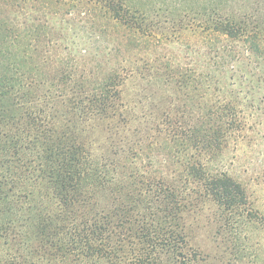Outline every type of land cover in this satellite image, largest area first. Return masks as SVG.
<instances>
[{
  "label": "trees",
  "instance_id": "16d2710c",
  "mask_svg": "<svg viewBox=\"0 0 264 264\" xmlns=\"http://www.w3.org/2000/svg\"><path fill=\"white\" fill-rule=\"evenodd\" d=\"M38 1L31 0L34 4ZM80 2L99 8L104 26L121 31L127 47L134 46L137 34L148 35L149 15L159 9L134 0ZM19 3L0 0V217L14 216L37 229V241L55 248V264H179L175 257L161 259L143 246L122 245L120 234L113 229L126 226L144 237L150 236L153 222L174 229L185 195L179 181L197 180L203 190L200 197L204 195L215 204L218 229L229 238L217 244L220 264H250L253 259L244 254V244L238 241L241 229L236 228L255 220L264 225V214L254 213L239 180L210 163L222 150L227 132L239 123L235 103L226 99L199 101L192 106L196 123L183 127L182 122L171 119L169 123L174 125L165 138L154 124L152 129L161 136L153 134L148 144L162 142L170 154L180 153L182 158L176 159V178L162 174L167 180L157 181L151 189V183L144 180L145 166H151L135 161L142 154L140 144L134 148L138 144L133 147L136 143L120 128L130 110L120 95L118 66L95 79L81 57L40 54L42 40L48 37L50 41L54 30L35 17L25 21ZM47 3L56 7L61 2ZM211 11V20L205 18L201 24L205 32L232 37L248 31L247 14ZM254 18L264 21L261 15ZM171 117L166 114L167 119ZM99 139L108 141L112 152L119 155L118 161L97 151ZM81 189L96 194L107 191L123 203L122 213L118 215L120 208L115 204L114 214L91 215L86 204H81ZM120 216L123 225L116 219ZM65 255L72 257L70 263L63 261ZM0 264L18 263L10 250L2 249ZM25 264L42 263L32 259Z\"/></svg>",
  "mask_w": 264,
  "mask_h": 264
},
{
  "label": "rangeland",
  "instance_id": "374dc122",
  "mask_svg": "<svg viewBox=\"0 0 264 264\" xmlns=\"http://www.w3.org/2000/svg\"><path fill=\"white\" fill-rule=\"evenodd\" d=\"M45 1L50 2L39 0L34 4L31 0H19V10L23 8L20 15L23 14L25 21L35 17L40 24L54 30L51 42L48 37L42 40L40 54L81 57L83 66L93 71L95 79L101 78L108 69L117 70L118 66L122 77L120 95L130 110L125 125L120 128L136 143L133 147L138 144L134 148L138 149L140 144L142 154L135 161L138 165L151 166H145L147 174L144 175L151 189L159 180L175 179L179 169L176 159L182 158L180 153L170 154L162 142L148 144L153 134L158 135L152 129L154 124L165 138L174 125L169 123L171 119L182 122L183 127L196 123L192 106L197 102L226 99L239 109V123L227 132L222 150L210 163L212 168L226 171L239 180L247 191L254 213L264 214V21L254 18L264 16V0H134L159 9L149 15L152 21L148 35L137 34L134 46L130 47L125 46L121 31L104 26L99 8L95 10L80 0H59L61 3L56 7ZM30 6L36 7L35 12ZM213 9L247 14L248 31L232 37L205 32L202 21L211 20ZM197 11L202 13L195 14ZM167 113L176 119H167ZM97 143V151L114 161L119 160L107 140L99 139ZM162 174L167 179L162 178ZM180 181L185 195L181 198L182 207L174 229L153 222L151 228L158 229H148L149 237L126 226L115 227L113 233L120 234L122 245L143 246L154 250L161 259L175 257L179 264H220L217 244L228 235L218 229L215 204L204 195L200 197L199 191L203 193V190L199 181ZM80 193L81 204H86L85 209L91 215L114 214L115 204L120 208L118 215L122 213L123 203L107 191L96 194L81 189ZM118 218L123 225L120 223L122 217ZM236 229H241L238 241L244 244V254L253 259L250 264H264V225L261 221L255 220L253 224ZM36 232L37 229L19 222L14 216H2L0 250H10L18 264L32 259L42 264H55V248L49 243L38 242ZM71 259V256L63 257L66 263Z\"/></svg>",
  "mask_w": 264,
  "mask_h": 264
}]
</instances>
